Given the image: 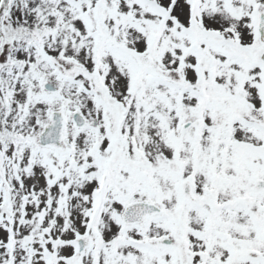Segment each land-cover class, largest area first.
<instances>
[{"label": "snow or ice", "instance_id": "obj_1", "mask_svg": "<svg viewBox=\"0 0 264 264\" xmlns=\"http://www.w3.org/2000/svg\"><path fill=\"white\" fill-rule=\"evenodd\" d=\"M0 264H264V0H0Z\"/></svg>", "mask_w": 264, "mask_h": 264}]
</instances>
